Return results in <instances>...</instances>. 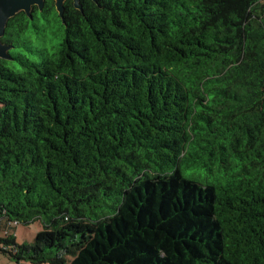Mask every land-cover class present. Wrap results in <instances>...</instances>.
Here are the masks:
<instances>
[{"label":"trees","instance_id":"obj_1","mask_svg":"<svg viewBox=\"0 0 264 264\" xmlns=\"http://www.w3.org/2000/svg\"><path fill=\"white\" fill-rule=\"evenodd\" d=\"M79 3L0 38V253L264 264V0Z\"/></svg>","mask_w":264,"mask_h":264},{"label":"water","instance_id":"obj_2","mask_svg":"<svg viewBox=\"0 0 264 264\" xmlns=\"http://www.w3.org/2000/svg\"><path fill=\"white\" fill-rule=\"evenodd\" d=\"M65 0H54L55 8L60 16L63 14V2ZM77 9H81L79 0H72ZM44 0H0V38L3 35L7 20L18 11H24L31 17V7L36 5L39 9L43 7ZM11 45L0 40V58L10 59L8 50Z\"/></svg>","mask_w":264,"mask_h":264},{"label":"rangeland","instance_id":"obj_3","mask_svg":"<svg viewBox=\"0 0 264 264\" xmlns=\"http://www.w3.org/2000/svg\"><path fill=\"white\" fill-rule=\"evenodd\" d=\"M42 230L40 221L35 220L27 224L18 223L12 225L10 232L15 235L18 243L31 244L34 241V237L38 231ZM2 230L0 234H3ZM0 264H17L15 261L10 260L6 255L0 253Z\"/></svg>","mask_w":264,"mask_h":264}]
</instances>
